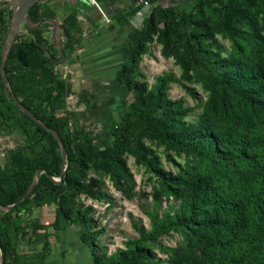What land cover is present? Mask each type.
I'll return each instance as SVG.
<instances>
[{"label": "rangeland", "instance_id": "1", "mask_svg": "<svg viewBox=\"0 0 264 264\" xmlns=\"http://www.w3.org/2000/svg\"><path fill=\"white\" fill-rule=\"evenodd\" d=\"M96 1L98 5L84 0L83 5L98 13L95 17L97 26L90 28L86 21L78 18L76 22L71 21L68 27L71 36L69 41L65 40L64 19L78 9V1H50V7L55 13L53 19L61 23L60 34L66 55L63 65L55 64V72L67 84L65 105L56 114L66 120L77 138H91L95 146L105 149L111 145L112 132L134 97L117 80V72L123 65L119 70L110 68L108 64L100 69L89 68L87 64L84 66L77 63L78 49L98 32L105 37L112 33L119 43L101 53L106 62L117 50H126L130 32L127 34L124 30L131 29V24L128 27L119 26L114 21L121 12L109 9L117 1ZM16 2L0 0V6L7 5L0 11V59ZM136 5H141L142 9L156 5L171 6L180 11L196 13L201 21L200 30L204 34L202 42L206 58L211 63L208 70L211 73L227 77L231 73L222 65L232 60L241 63L244 69H260L264 72V0H251L247 7L246 13L254 21L253 25H245L243 21L237 24L238 28L248 32L243 39H234L225 33L222 27L223 12L209 0H155L149 5L137 0ZM26 28L27 24L24 23L14 45L20 36L28 35ZM159 30L148 43V53L142 56L133 79L144 83L148 91L162 90L166 98L182 103L186 114L177 127H171L170 131L177 134L182 132L188 146L173 150L151 135H144V155L152 167L143 162L138 163L130 155H124L123 160L131 177L122 183L121 189H117L112 181L108 168L92 167L87 172L85 183L89 184V192L76 199V208L87 215L94 225L90 236L94 238L95 254L82 241L85 227L81 222L75 221L60 231L53 228L54 205L36 208L31 215L22 213L26 229L17 241L18 252H38L42 250L44 242L49 240L51 245L59 243L57 246L63 255L62 264H70L71 259L77 260V255L82 254L83 250L89 264L91 261L94 264V260L100 264H114L120 251L133 248L139 243L151 253L149 264H234L233 256L239 250V237L231 232L232 217L216 214L218 223L213 229L205 230L203 216L190 214L189 193L186 189L182 188L179 197H174L160 172L175 181L187 179L192 182L196 177L204 178L212 187H230L232 193H236L243 169L227 170L221 161L215 162L214 157L206 158V154L211 151L207 141L208 133L200 136L194 132L203 128L204 116L211 118L208 128L217 139L219 148H225L224 136L235 132L236 127L234 124L225 127L219 125L213 119L211 112L214 108L211 105L219 109L224 103L231 112H237L238 98L228 90L214 86L207 79L209 73L206 69L199 70L180 64L177 52L165 54L163 31L161 27ZM41 40L55 60H62L53 41V27L42 34ZM127 54L129 56L130 53ZM83 90L99 98L89 109L78 100ZM2 96L3 89H0L1 101ZM28 128L33 131L32 125ZM247 138L256 143H264V127H251ZM29 144L25 134L7 128L1 118L0 172L6 166L11 152H25ZM250 153L254 155L253 150ZM258 163L262 165L264 162ZM259 167L257 164L254 170L249 169L247 172L254 176ZM247 209L246 204L245 211ZM248 254L246 264H264V238L254 240L248 248Z\"/></svg>", "mask_w": 264, "mask_h": 264}, {"label": "trees", "instance_id": "2", "mask_svg": "<svg viewBox=\"0 0 264 264\" xmlns=\"http://www.w3.org/2000/svg\"><path fill=\"white\" fill-rule=\"evenodd\" d=\"M77 1L80 4L84 0ZM154 1L149 0L150 3ZM209 2L223 12L222 27L225 33L234 39L245 38L248 32L238 28L237 24L241 21L245 25L254 24L246 13L251 0ZM5 7L7 5H1L0 11ZM141 10V5H135L118 14L115 21L124 26ZM77 11L64 19L66 41L71 40L68 27L71 21L76 22ZM54 15L50 1L38 0L29 10L32 24L53 19ZM50 27V24L37 29L27 26L28 35L20 36L9 53L6 72L11 93L40 123L60 135L66 150V167L62 174V149L54 134L34 122L19 108L11 95L6 94L0 71V89H3L0 119H4L7 128L25 134L30 142L25 152H11L6 166L0 172V245L4 251L3 264H45L51 250L49 240L44 242L42 250L34 253L18 252L17 241L26 229L22 213L31 215L34 209L51 205L55 206L53 228L60 231L75 221L81 222L85 227L82 241L95 254L94 238L90 236L94 225L87 215L76 208V199L89 192V184L85 183L87 172L92 167L108 168L112 181L117 189H121L122 183L131 177L123 160L124 155H130L138 163L143 162L152 167L144 155V135H151L169 149L188 146L182 132L177 134L170 131L171 127H177L186 114L182 103L166 98L162 90L148 91L144 83L133 79L142 56L148 53V43L160 32L159 27L163 31L165 54L177 52L180 64L199 70L206 69L209 73L207 79L214 86L222 87L237 96V112H231L224 103L219 109L211 105L214 108L211 112L213 119L219 125L225 127L234 124L236 127L235 132L224 136L225 148H219L217 139L211 134L208 128L211 118L207 116L203 117V128L194 133L200 136L208 133L207 141L211 151L206 154V158L214 157V161H221L227 170L244 171L236 193H232L230 187H212L206 179L200 177L189 182L187 179L175 181L167 178L164 172H160V175L174 197H179L182 188L186 189L189 193L190 214L203 216L205 230L213 229L218 223L216 214L232 217L231 232L239 237V250L233 256V263L246 264L251 243L264 238V163H258L264 162V143H256L247 138L251 127H264V72L260 69H244L241 63L232 60L222 65L231 73L227 77L211 73L208 71L211 63L206 58L202 42V25L196 13L156 5L143 21L142 27L128 34L130 55L117 72V80L132 92L134 99L120 116V122L112 132L111 145L100 149L91 138H77L66 120L56 114L65 105L67 84L55 72V64L44 51L47 47L41 38ZM98 99L97 95L87 90L78 95L79 102L87 109L97 103ZM29 125L33 126L32 132ZM250 150L254 151V155ZM257 164L260 167L254 176L247 172L249 169L254 170ZM39 172H42L39 182L27 195ZM150 259V251L138 243L133 248L120 251L114 264H149ZM94 264L100 263L94 260Z\"/></svg>", "mask_w": 264, "mask_h": 264}, {"label": "crops", "instance_id": "3", "mask_svg": "<svg viewBox=\"0 0 264 264\" xmlns=\"http://www.w3.org/2000/svg\"><path fill=\"white\" fill-rule=\"evenodd\" d=\"M115 1L117 2L109 10L117 9L118 12H122L124 10H127L135 6L137 2V0H115ZM83 4H84V1H81V3L79 4L78 11H77V18L80 20L86 21L90 28L96 27L97 22L95 20V17L96 15H98V13L95 10L92 11V10L86 9ZM152 9L153 8H151L150 6L147 9L145 8L142 9L126 25H124V26H127V25L129 26V24H131V29L128 28V30L125 29L124 31L128 34L129 32L135 29L141 28L143 21L150 15ZM58 23L59 25H61L60 22ZM61 37H62V34H61ZM118 43L119 41L115 40L114 34L109 33L105 37L102 33L98 32L94 34L92 39H88L87 41L82 43L81 47L78 49L79 58L77 59V63L84 64V66L87 64V66L92 69H96V68L100 69L106 66L105 64H108L107 66H109L110 68H115L119 70L121 65H123L126 59L129 58L127 54V53H130L127 48L128 43H127L126 50H123L121 52L117 50L115 54L111 56L110 59H107L108 61L104 62V60L106 59H103L101 57L102 52H107L111 50L112 46ZM57 245H59V243H56V245L55 244L51 245L50 254L48 258L46 259L45 264H62L63 255L59 253L60 247ZM83 249H86V248L84 247ZM77 256H78V259L77 260L71 259L70 264H89L87 262L86 252H84V250L82 254H78ZM90 264H93V262L91 261Z\"/></svg>", "mask_w": 264, "mask_h": 264}, {"label": "water", "instance_id": "4", "mask_svg": "<svg viewBox=\"0 0 264 264\" xmlns=\"http://www.w3.org/2000/svg\"><path fill=\"white\" fill-rule=\"evenodd\" d=\"M36 1H38V0H17L15 10H14V14L12 16L11 23L9 25L7 36L5 38L3 48H2V52H1L0 71H1L2 82H3L4 90H5L6 94H10L11 98L14 100V102L19 106V108H21V110L28 117H30L34 122L40 124L42 127L47 129L48 131L52 132L54 134V136L56 137V139L58 140L60 147L62 149V157H63L62 174H63L65 172V167H66V165H65L66 164V150H65L63 140L61 139L58 132H56V131L50 129L49 127H47L46 125H43L42 123H40L36 119V117L22 103H20L18 101L16 96L11 93V88H10V85L8 83V76H7V72H6V64H7V59H8L9 53H10L13 45L15 44L17 37H18V34H19V31H20V29L24 23H26L29 28H33V29H37L44 24H50L53 27V41L55 43L57 50L60 53V56L62 57V60H60V61L55 60L54 57L52 56L51 52L47 48H44V51L49 55L51 61L54 64L63 65L66 62V55H65L64 48L62 45V39H61L62 37L60 34L59 23L57 21H55L54 19H44L37 24H32L30 19H29V10ZM45 1H53V0H45ZM41 173L42 172L38 173L36 180L32 184L27 195L33 190L34 186L39 182V178H40ZM9 209L10 208H7V210H9ZM0 251H1L0 264H3L4 251L1 247V245H0Z\"/></svg>", "mask_w": 264, "mask_h": 264}, {"label": "built area", "instance_id": "5", "mask_svg": "<svg viewBox=\"0 0 264 264\" xmlns=\"http://www.w3.org/2000/svg\"><path fill=\"white\" fill-rule=\"evenodd\" d=\"M85 1L88 2V3H91V4L98 5L96 0H85ZM141 2H143L146 5H149V3H150L149 0H141Z\"/></svg>", "mask_w": 264, "mask_h": 264}]
</instances>
